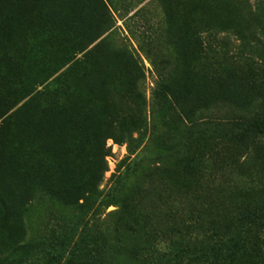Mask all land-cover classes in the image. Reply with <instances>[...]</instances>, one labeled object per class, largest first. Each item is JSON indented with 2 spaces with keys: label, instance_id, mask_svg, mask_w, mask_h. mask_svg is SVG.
Returning a JSON list of instances; mask_svg holds the SVG:
<instances>
[{
  "label": "rangeland",
  "instance_id": "rangeland-1",
  "mask_svg": "<svg viewBox=\"0 0 264 264\" xmlns=\"http://www.w3.org/2000/svg\"><path fill=\"white\" fill-rule=\"evenodd\" d=\"M20 4L0 0L6 148L27 115L58 124L56 91L91 94L51 135L64 167L43 158L59 190L0 204V264H264V0ZM75 166L97 185L69 201Z\"/></svg>",
  "mask_w": 264,
  "mask_h": 264
},
{
  "label": "trees",
  "instance_id": "trees-1",
  "mask_svg": "<svg viewBox=\"0 0 264 264\" xmlns=\"http://www.w3.org/2000/svg\"><path fill=\"white\" fill-rule=\"evenodd\" d=\"M16 3L18 7L23 8L20 4L21 0H16ZM11 60L12 56L10 55L8 48L5 46L4 42H0V63L5 62V68L8 70ZM66 61L67 60L63 62ZM86 61V59L81 60L82 63H86ZM61 79L65 82H71L64 78V74L55 78L54 82H57ZM74 81H78L79 83H72V91L67 89L64 92L56 91L54 93V104H50L49 111L51 112H49V114H53L52 112H56L58 114L57 125L49 126L46 123L37 122L31 117V115H27L24 119V123L7 128V132L6 130H1L2 132L6 133L4 137L7 136L8 141V148H6L4 139L0 136V204L5 210L13 208L20 209L21 207L31 203L34 198V193L31 191V188L33 187L41 185L48 187L52 185L53 188L59 190L57 185H55L57 180H52V173L49 172V169H47L46 165L44 167L45 161L43 158H47L46 163H48L50 160H54L59 162V168L64 167V163L60 160L61 156L56 153L55 149H52L51 135L59 128V125L63 119V109L67 108L68 106L66 102L67 99L69 100V98L74 95L75 91H79V88L77 89L78 84H81L82 88L91 94L90 88L87 90L85 87V84L88 83L89 78L87 79L83 75ZM35 83L36 80H33L30 76H26L21 83L17 84V87L22 88L24 86L30 85L32 86L33 91L35 89ZM51 84L47 85L46 87L50 86ZM163 90L164 89L160 87L157 91V95H161ZM39 93H37V95H40ZM24 96H22V98H24ZM31 98L34 100L38 97L33 95ZM44 106H46V104ZM75 106L83 112V115L90 114L93 110V108L85 109L84 106H79L77 104H75ZM40 108L41 109L37 112H39V116H44L45 113L40 112L44 107L40 106ZM5 111H7V109L0 111V118L5 114ZM86 121L88 122V119H86ZM23 124L24 126H22ZM115 125L119 126L120 123L117 122ZM256 127L259 130L264 129V121L261 125H256ZM46 151H48V154ZM2 163H6L9 167V183H7V178L4 176L6 173L5 171L3 173L4 166ZM63 173L64 170L60 172L61 181ZM73 174L76 177L71 180V176ZM69 176L70 178L65 181V184H67L68 187L63 191V197L68 198L69 201H78L83 196H85L86 190L87 193L93 191L97 185V181L93 182L87 174H80L76 166L70 172Z\"/></svg>",
  "mask_w": 264,
  "mask_h": 264
}]
</instances>
